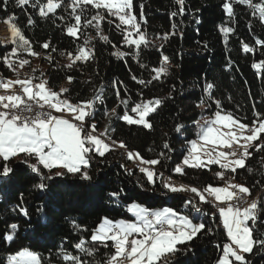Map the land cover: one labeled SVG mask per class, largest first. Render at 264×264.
<instances>
[{"label":"trees","instance_id":"trees-1","mask_svg":"<svg viewBox=\"0 0 264 264\" xmlns=\"http://www.w3.org/2000/svg\"><path fill=\"white\" fill-rule=\"evenodd\" d=\"M35 2L30 0L28 5L19 8L15 0H9L5 8L0 0V23L8 16L15 17L14 22L30 40L33 50L41 54L36 58L46 64L41 78L48 81L47 87L59 92L66 85L70 91L65 98L73 103L100 94L102 99L95 102L93 114L87 118L96 124L97 132L108 128L107 136L123 141L127 150L138 152L145 159L159 158L161 163L149 166L158 174L154 177L155 183L150 184L145 174L133 167V160L127 159L126 149L117 144L105 156L92 157L87 169L92 177L90 181L67 175L45 181L48 187L40 190L36 187L39 178L28 165L11 159L8 165L13 173L8 178L0 177V264H6L9 256L24 249L37 253L42 264H65L61 256L63 251L85 261H102L111 249L97 244L98 251L94 257H89L75 249V243L83 239L85 246L91 247L90 235L105 217L113 221H134L135 217L128 211L133 203L149 209L168 207L189 216L195 213V221L204 223L205 230L187 244L178 245L182 251L169 258L171 264H217L222 246L228 242L217 209L201 203L191 190L189 194L194 195L193 198L183 195L185 191L169 192L163 187L162 177L169 174L188 189L224 185L215 175L224 171L219 165L183 166V175L175 173L174 169L187 156L190 141L197 138L199 121L203 118L221 111L251 125L257 113L264 117V67H253L264 61V46L256 43L264 41V24L252 14V9L241 4H234L235 14L229 18L222 8L225 0H185L184 13L175 16L172 13L179 9L176 0H133L131 11L149 41V46L142 45L137 54L135 46L125 45L121 29L126 26L117 27L119 20L109 16L106 10L88 5L83 19H91L97 11L104 15V35L108 42L98 40L87 27L81 28L80 39L76 40L66 34V26L75 22L71 8H66L71 0H64L65 7L48 18L38 14L39 5L37 8L31 6ZM43 3L45 0H40V4ZM29 18L32 24H28ZM225 27L234 30L228 33L227 42L221 31ZM165 34L167 39L163 38ZM89 36L95 37L88 45L94 52L93 58L77 62L72 69L66 68L67 54L83 45ZM45 42L50 43V49L41 47ZM244 44L253 51L245 53ZM12 47L0 37V79L16 75L2 62V57L8 55ZM51 48L56 51L52 52ZM117 51L126 55L120 58L114 55ZM46 55H51V63ZM21 56L29 60L35 58L26 53ZM165 56L168 57V71L160 79L147 85L132 79L133 76L137 80L151 79L155 75L152 69L160 67ZM68 76L73 77L71 84ZM114 81L118 82L116 87ZM208 84L213 88L205 91ZM156 98L163 103L148 117L151 129L128 125L119 119L135 103ZM122 99L128 101V108L120 103ZM113 108H116V115L111 114ZM129 114L135 115L130 111ZM177 125H182L180 132L175 130ZM165 143L168 149L163 147ZM250 151L252 156L247 159L246 167L237 169L236 173L225 172V179L249 187L250 197H264V151ZM161 152L166 153V157H161ZM30 162L36 161L31 158ZM112 193L118 195L112 196ZM193 199L201 206L200 212L195 211L194 202L186 203ZM22 208L27 210V216L21 212ZM13 223L18 228L13 240L8 241L6 236L13 234L10 228ZM249 227L253 229L254 239H264L263 213L254 223L249 221ZM208 228L212 231L208 232ZM244 255L247 264H264V246L256 244L251 253Z\"/></svg>","mask_w":264,"mask_h":264},{"label":"snow or ice","instance_id":"snow-or-ice-1","mask_svg":"<svg viewBox=\"0 0 264 264\" xmlns=\"http://www.w3.org/2000/svg\"><path fill=\"white\" fill-rule=\"evenodd\" d=\"M8 2L9 0H2L5 8ZM29 3L30 0H15L19 8ZM176 4L179 6L178 12L172 15H182L185 10V0H176ZM234 4L246 5L252 9L254 16H258L261 24H264V0L259 2L225 0L222 8L229 18L235 14ZM38 5V14L42 18L56 15L58 9L65 7L64 0H45L43 4H40V0H36L31 6L37 8ZM88 5L97 10L104 9L109 16L116 17L120 22L117 27L126 26L121 29L124 33V42L129 47L135 46L137 54L142 45L149 46L146 34L141 31L137 17L131 11L133 0H71L66 8H71V16L75 22L66 26V34L69 37L79 40L81 28L92 27L100 40L108 42V37L103 34L101 27V22L105 19L104 15L97 11L91 19H83L84 9ZM77 9L80 11L78 12ZM14 21V16H8L5 21L10 30L8 42L13 47L8 55L2 57V62L6 68L17 73V79H0V90L5 92L0 94V159L3 161L0 165V177L8 178L14 171L9 167L8 162L13 158L21 157V162L27 164L32 173L39 178L40 182L36 187L40 190L48 187L45 181L67 175L79 176L82 181H90L92 177L87 169L90 167L92 157L94 155L103 157L118 144L120 148L126 149L127 159L139 161V171L145 174L150 184H154V177L158 174L154 168L148 166L160 164L159 158L145 159L138 152L133 153L127 150L123 141L118 142L107 136L108 128L97 134L96 124L87 119L93 114L95 102L102 99L100 94L89 100L73 103L65 98V94L70 91L68 88H61L57 92L48 88V81L40 77L19 78L16 65L22 69L30 63L28 59L21 58V53L32 57H40L41 54L33 50L30 40L22 34ZM93 21L96 23L93 24ZM32 23L33 20L29 18L28 24ZM221 31L227 42L228 33L234 30L225 27ZM133 34L136 38H132ZM94 38L91 36L85 38L83 45H79L74 52L67 54L69 62L65 65L66 68L72 69L77 62H87L93 58L94 52L88 48V45ZM163 38L167 39V34ZM256 43L264 46V41L257 40ZM41 47L48 50L50 43L45 42ZM242 47L245 53L253 51V48L247 44ZM51 51L55 52L56 49L51 48ZM114 55L122 58L126 53L117 51ZM45 58L52 62L51 55H46ZM167 63L168 57L165 56L160 67L152 69L155 75L147 81L137 80L136 76L132 79L141 85L151 84L153 80H158L161 75L167 73ZM253 67H264V61L253 64ZM33 79H40V82L34 84ZM67 81L71 84L73 77L68 76ZM117 84L118 82H113L114 87ZM15 86H19V92L14 90ZM212 88L213 85L208 84L205 91ZM9 90H12L10 94H8ZM116 95L119 97L120 92L117 91ZM120 103L128 108L126 99L120 100ZM162 103L163 101L158 98L135 103L129 109L130 113L135 115L124 111L119 119L128 125H142L145 129H151L152 124L148 117L155 113ZM216 104L219 108L218 101ZM111 114L116 115V108L111 110ZM256 117L249 125L240 122L231 114L215 112L213 118L206 120L200 126L198 139L190 141L188 155L183 159V165L188 167L205 168L209 165H219V168L224 170L215 173L219 180L224 181L223 186L209 184L203 190L195 187L190 189L199 197L201 203L212 204L218 210L226 232L228 242L223 244L222 256L217 264H247L244 254L251 253L256 244L264 246V239H254L253 229L249 227V221L254 223L257 219V210L261 207L264 197L253 198L248 203L246 197L251 196V189L242 184L233 183L231 179H225V172L236 173L237 169L246 167L247 159L252 156L250 149L257 152L264 151V138H262L264 117L259 113ZM181 128L182 125H177L175 130L180 132ZM105 138L110 142H106ZM163 147L168 149L169 145L165 143ZM160 156L166 157V153L161 152ZM31 158H34L36 162H30ZM44 170H47V173ZM248 171L251 172V169ZM174 172L183 175L184 168L178 165ZM159 175L162 177L163 173ZM163 187L171 193L189 190L184 185L177 186L168 182H164ZM186 203L193 204V201L189 200ZM193 207L196 212L201 211L194 204ZM128 211L135 216V222L113 221L105 217L90 235L91 247H86V241L83 239L75 243L74 248L89 257H94L98 251L97 244L111 249L102 261H85L80 256L63 251L61 256L65 264H171L169 258L182 251L178 245H185L192 241L206 227L204 223H194L193 219L179 214L172 208L150 210L133 203ZM21 212L25 216L28 215L26 209L22 208ZM10 228L13 234L6 236L8 241L13 240L18 225L13 223ZM207 231L211 232L212 229L208 228ZM6 264H42V258L37 253L24 249L9 256Z\"/></svg>","mask_w":264,"mask_h":264},{"label":"rangeland","instance_id":"rangeland-1","mask_svg":"<svg viewBox=\"0 0 264 264\" xmlns=\"http://www.w3.org/2000/svg\"><path fill=\"white\" fill-rule=\"evenodd\" d=\"M105 21H106V18L101 22V27H102V31H103V34H104V28H105ZM96 22L95 21H93V24H95ZM91 32H92V34H94V36L98 39V40H100L99 39V37H98V35H97V32H96V30L94 29V28H92V27H87ZM0 37H1V39L5 42V43H8V44H11V43H9L8 42V40L10 39V30H9V26H8V24L6 23V22H4V23H0ZM132 38H136L135 37V34H133V36H132ZM125 45L126 46H128L126 43H125ZM21 58H23L22 56H21ZM13 59H15V58H13ZM27 59V58H26ZM29 60V59H28ZM30 61V63L28 64V65H26V66H24L22 69H20L19 67H18V65H16V67L18 68V72H19V76H21V77H24L25 75H26V77H27V75H28V77L27 78H30V77H40V79H44V78H41L42 76H41V74H44V72H45V70H46V64H44L39 58H34V59H31V60H29ZM69 61H68V58H66V60H65V65H67V63H68ZM35 69V71H33ZM38 72H40V74H38ZM16 75H17V73H15ZM37 80L38 79H33V82L34 81H36V83H37ZM39 83V82H38ZM62 88H66V85H64ZM3 92H4V90H2ZM10 91H12V90H10ZM9 91V93L8 94H10L11 92ZM16 92L17 91H20V89H17V90H15ZM223 114V113H222ZM233 116V115H232ZM214 117V115L213 116H208V117H205V118H203L202 120H200L199 121V129H198V133H199V130H200V126H202L204 123H205V121L206 120H209V119H211V118H213ZM234 117V116H233ZM234 118H236V117H234ZM237 119V118H236ZM240 121V120H239ZM241 122V121H240ZM243 123V122H242ZM100 132H97V134H99ZM198 135V134H197ZM263 135V134H262ZM196 139H198V136H197V138ZM196 139H194V140H196ZM106 140V142H109V141H107V139H105ZM188 155V154H187ZM21 156H22V154H21ZM21 160V157H16V158H14V161H20ZM133 161H137V160H133ZM179 166H181V167H183V166H185V165H183V161L181 162V164H179ZM210 166V165H209ZM134 167V166H133ZM174 185H177V186H180V185H182V184H174ZM196 188V187H195ZM198 189V188H197ZM190 193V189L188 190V191H185V192H183L182 194L183 195H186V196H188V195H190V196H192V197H194V195H191V194H189ZM193 194V193H192ZM195 194V193H194ZM196 195V194H195ZM258 196V195H257ZM256 196V197H257ZM198 197V196H197ZM212 205V204H211ZM141 206H143V205H141ZM213 206V205H212ZM143 207H146V206H143ZM214 207V206H213ZM147 208V207H146ZM163 208H165V207H162V208H157V209H150V210H161V209H163ZM168 208V207H167ZM215 208V207H214ZM149 209V208H148ZM174 210V209H173ZM174 211H176V210H174ZM177 212V211H176ZM179 214H181V215H186V216H188L190 219H193V221H194V223H197L196 221H195V219H196V214L194 213L192 216H189V215H187V214H185V213H182V212H178ZM216 213H218V210H216ZM132 215H133V213H131ZM219 214V213H218ZM134 216V215H133ZM135 217V216H134ZM221 220V219H220ZM136 221V218H135V220L134 221H129V222H135ZM198 223H201V222H198ZM221 224H222V221H221ZM222 227H223V225H222Z\"/></svg>","mask_w":264,"mask_h":264},{"label":"bare ground","instance_id":"bare-ground-1","mask_svg":"<svg viewBox=\"0 0 264 264\" xmlns=\"http://www.w3.org/2000/svg\"><path fill=\"white\" fill-rule=\"evenodd\" d=\"M45 110H47V109H45ZM132 165L134 166L135 169L139 170L140 165H138V161H132ZM164 182H168V183H172V184H181V183H179V181H176L169 174H164V176L162 177V183H164ZM257 197H260V196L258 195ZM257 197L256 196L255 197H246V200L248 203H250L253 198H257ZM244 206H247V204H244ZM260 213H263V215H264V201L261 202V207H259L257 210V218L260 215Z\"/></svg>","mask_w":264,"mask_h":264},{"label":"crops","instance_id":"crops-1","mask_svg":"<svg viewBox=\"0 0 264 264\" xmlns=\"http://www.w3.org/2000/svg\"><path fill=\"white\" fill-rule=\"evenodd\" d=\"M27 77H28V75H27ZM27 77H26V75H25L24 77L19 76L20 79H26ZM30 78H31V77H30ZM9 79H10V80H15V79H17V75H15L13 78H9ZM9 79H7V80H9ZM39 82H40V81H39ZM37 83H38V81H37ZM17 89H20L19 86H15L14 90H17ZM9 91H10V90H9ZM17 92H19V91H17ZM0 94H5V92L0 91Z\"/></svg>","mask_w":264,"mask_h":264},{"label":"built area","instance_id":"built-area-1","mask_svg":"<svg viewBox=\"0 0 264 264\" xmlns=\"http://www.w3.org/2000/svg\"><path fill=\"white\" fill-rule=\"evenodd\" d=\"M138 161V160H137ZM138 165H139V161H138Z\"/></svg>","mask_w":264,"mask_h":264},{"label":"water","instance_id":"water-1","mask_svg":"<svg viewBox=\"0 0 264 264\" xmlns=\"http://www.w3.org/2000/svg\"><path fill=\"white\" fill-rule=\"evenodd\" d=\"M221 254V253H220Z\"/></svg>","mask_w":264,"mask_h":264}]
</instances>
